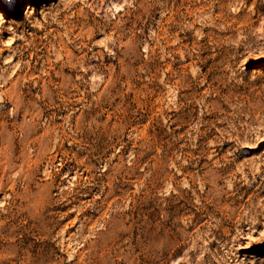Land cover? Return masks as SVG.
I'll list each match as a JSON object with an SVG mask.
<instances>
[{
    "label": "rangeland",
    "instance_id": "1",
    "mask_svg": "<svg viewBox=\"0 0 264 264\" xmlns=\"http://www.w3.org/2000/svg\"><path fill=\"white\" fill-rule=\"evenodd\" d=\"M24 1L0 264H264V0Z\"/></svg>",
    "mask_w": 264,
    "mask_h": 264
},
{
    "label": "bare ground",
    "instance_id": "2",
    "mask_svg": "<svg viewBox=\"0 0 264 264\" xmlns=\"http://www.w3.org/2000/svg\"><path fill=\"white\" fill-rule=\"evenodd\" d=\"M25 2L24 0H20V5ZM15 7L13 6L10 11L8 12L9 14H14L16 12V10L14 9ZM258 225V224H257Z\"/></svg>",
    "mask_w": 264,
    "mask_h": 264
}]
</instances>
